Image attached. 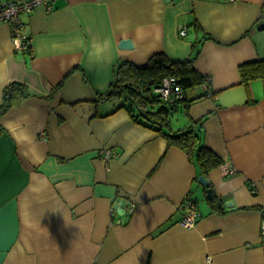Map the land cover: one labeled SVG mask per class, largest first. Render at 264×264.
<instances>
[{
    "label": "crops",
    "instance_id": "crops-1",
    "mask_svg": "<svg viewBox=\"0 0 264 264\" xmlns=\"http://www.w3.org/2000/svg\"><path fill=\"white\" fill-rule=\"evenodd\" d=\"M52 6L22 15L27 52L0 23V264H264V78L247 84L241 70L264 59V0ZM94 41L109 43L98 57ZM158 52L196 57L211 78L212 93L192 87L188 112L171 121L201 123V142L223 159L208 174L107 96L118 61L143 65ZM16 81L29 94L4 110ZM186 198L200 212L191 228Z\"/></svg>",
    "mask_w": 264,
    "mask_h": 264
},
{
    "label": "trees",
    "instance_id": "trees-1",
    "mask_svg": "<svg viewBox=\"0 0 264 264\" xmlns=\"http://www.w3.org/2000/svg\"><path fill=\"white\" fill-rule=\"evenodd\" d=\"M191 56L185 60H175L164 52L155 53L146 64L137 65L127 60L118 61L115 67L114 80L107 91V96L115 97L121 101L119 107H124L132 118V121L149 127L155 132L167 138L169 144L185 148L197 158L200 169L205 174L219 167L223 159L208 145L201 142V123H194L174 128L172 117L180 109L188 112V107L193 100L187 96L192 87L203 84V94L210 95L211 84L208 75H202L194 65ZM242 80L247 84L253 78H264V59L254 60L242 65ZM168 76H174L181 87H183L182 97L164 98L157 90ZM208 82L209 88L204 87ZM5 102L3 109L8 110L12 106V101L22 99L29 92L22 82H12L5 88ZM200 98V97H196ZM193 98V99H196ZM211 187V183L204 185ZM217 196L210 199L211 206L216 210L223 208L222 202L216 200Z\"/></svg>",
    "mask_w": 264,
    "mask_h": 264
},
{
    "label": "built area",
    "instance_id": "built-area-1",
    "mask_svg": "<svg viewBox=\"0 0 264 264\" xmlns=\"http://www.w3.org/2000/svg\"><path fill=\"white\" fill-rule=\"evenodd\" d=\"M55 0H0V23H8L10 26V32L12 35V40L16 44V51L27 52L30 48V40L28 35L23 31L24 21L22 15L24 13H31V11L38 5H45L49 9H52V4ZM185 30L181 31V34H185ZM210 84L208 82L204 83V87L209 88ZM183 87L179 85L177 78L174 76H168L164 79L162 85L157 88L160 91L164 98L168 99L170 97H182L183 96ZM103 156L106 160H109L112 156L115 155L113 150L105 149L102 151ZM234 169H227L226 172H232ZM185 209V214L183 216L182 225L191 228L195 226L200 219L199 208L194 201V199L186 198L183 203ZM262 228L264 230V220Z\"/></svg>",
    "mask_w": 264,
    "mask_h": 264
},
{
    "label": "water",
    "instance_id": "water-1",
    "mask_svg": "<svg viewBox=\"0 0 264 264\" xmlns=\"http://www.w3.org/2000/svg\"><path fill=\"white\" fill-rule=\"evenodd\" d=\"M260 29H263L264 28V23H262V25L259 27ZM133 40L132 39H123L122 41H121V43H120V47L121 48H124V49H130L131 47H133ZM199 181L202 183V184H204V185H206V184H208V181H207V179L203 176V175H201L200 177H199ZM207 194H208V198H213V195H214V193H213V190L211 189V188H209L208 190H207Z\"/></svg>",
    "mask_w": 264,
    "mask_h": 264
},
{
    "label": "clouds",
    "instance_id": "clouds-1",
    "mask_svg": "<svg viewBox=\"0 0 264 264\" xmlns=\"http://www.w3.org/2000/svg\"><path fill=\"white\" fill-rule=\"evenodd\" d=\"M109 47L108 41H104L103 44L94 41L92 45V51L90 52V57L100 56Z\"/></svg>",
    "mask_w": 264,
    "mask_h": 264
},
{
    "label": "rangeland",
    "instance_id": "rangeland-1",
    "mask_svg": "<svg viewBox=\"0 0 264 264\" xmlns=\"http://www.w3.org/2000/svg\"><path fill=\"white\" fill-rule=\"evenodd\" d=\"M208 78H209L208 80L211 79L209 75H208ZM176 115H177V113H175V114L173 115L172 118L177 120V119H179V118L181 117V116H176ZM176 124H178V122H176ZM102 151H103V149H102ZM102 151H101V152H102ZM211 189H212V188H211ZM212 190H213V189H212ZM213 196H214V195H213ZM191 198H192V196H191ZM185 200H186V199H185ZM184 202H185V201H183V203H184ZM195 202H196V201H195ZM198 208H199V207H198ZM133 211H134V209L131 210V212H133ZM263 220H264V219H263ZM263 220H262V222H261L262 225H263ZM263 231H264V230H263Z\"/></svg>",
    "mask_w": 264,
    "mask_h": 264
}]
</instances>
